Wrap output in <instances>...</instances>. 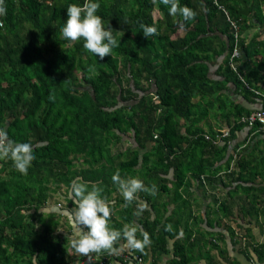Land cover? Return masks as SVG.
<instances>
[{
  "label": "trees",
  "instance_id": "trees-1",
  "mask_svg": "<svg viewBox=\"0 0 264 264\" xmlns=\"http://www.w3.org/2000/svg\"><path fill=\"white\" fill-rule=\"evenodd\" d=\"M245 1L251 9L248 16L240 13L239 0H179L180 6L198 13L194 20L184 21L180 15H171L160 0H96L101 5L97 14L119 41L112 55L101 60L83 48V39L68 41L60 32L68 18L67 7L82 6L84 0H4L0 128L17 143H32L35 159L27 175L10 160H0V264H34V257L35 264H70V234L60 229L62 214L50 211L48 205L56 195L68 207L73 205L68 193L76 177L89 187L103 188L102 195L113 205L110 227L122 230L125 224H135L150 234L151 245L143 252L130 249L131 255L145 257L151 250L160 256L168 252V240L176 238L179 259H174L175 264L191 261V252L212 235L198 226V220L190 223V201L182 194V188L191 183L186 179L189 172L200 186L216 189L228 183L234 186L228 196L244 193L240 218L264 212V186H256V175H263L260 166L253 167L243 154H231L225 165H215L232 140L234 125L246 124H234V117L225 115L231 133L223 137L221 150L217 142L206 138L216 133L206 134L200 125L215 106L225 112L232 102L219 93L220 83L233 81L248 92L246 83L254 89L262 87L264 0ZM229 17L239 33L240 55L232 61L237 29ZM142 24L155 25L158 35L144 37ZM253 29L257 32L249 37L247 32ZM219 54H225L219 67L224 83L209 75L212 59ZM126 142L131 145L123 148ZM222 167H226L224 177L218 175ZM117 169L122 178L139 177L145 186H156V195L142 198L151 210H145L140 219L135 214L140 197L130 205L123 199L125 208L118 209L122 201L114 197L119 188L112 181ZM169 170L175 175L169 201L177 205L165 215L157 206L171 188L166 178ZM63 185L65 194L60 192ZM215 199L213 206H221L228 218L233 215L228 198ZM166 205L162 203L165 212ZM169 224L171 232L165 231ZM223 224L249 260V253L255 252L264 261V243L252 240L241 224V232L229 222ZM181 230L183 236H179ZM121 241L125 240L121 238L115 247ZM210 242L223 253L218 241ZM222 257L223 263L242 264L236 257Z\"/></svg>",
  "mask_w": 264,
  "mask_h": 264
},
{
  "label": "crops",
  "instance_id": "crops-1",
  "mask_svg": "<svg viewBox=\"0 0 264 264\" xmlns=\"http://www.w3.org/2000/svg\"><path fill=\"white\" fill-rule=\"evenodd\" d=\"M256 29L250 30L248 33L249 37H253L256 34ZM214 34H219V37L221 39L225 40V36L221 34L220 32H214ZM239 42V40H238ZM225 58V54H219L214 55V58L212 59L213 63L210 66L209 69V75L214 79V81L222 82L224 77L221 75V72L219 71L220 64H222L223 59ZM216 60V61H215ZM238 74V73H237ZM246 81V79H245ZM224 83V81H223ZM250 85V84H249ZM220 92H223L227 97L230 98V101H232L230 106L228 108H225L226 111L222 112V109L219 110V108L215 106L213 109L209 111V114L204 115V119L201 121L200 125L205 129L207 132L206 134H211L215 132V136H210L209 139L214 140V142H217V145L220 147L217 148L218 150H221L223 148V145L225 144V141L223 138L218 140V136H221V131L224 129H229L231 133V129L228 125L227 118H225L226 114H230V117H234V124L237 122L239 123V118L248 112H251L256 109H264V81L262 82V87L255 89L257 92H255L252 89H249L251 92L246 91L243 87L240 88L235 82L233 81H227L224 86L219 85ZM217 93V92H216ZM217 95V94H216ZM230 110V111H229ZM234 110V111H233ZM233 111V112H232ZM232 112V113H230ZM237 119V120H236ZM184 123V121H182ZM183 131L186 132V124H183ZM218 132V133H217ZM232 140L227 145L226 150L224 153H222L223 157L222 159L216 160V166L225 165L228 157L232 154V157L242 156L245 161H252L254 164L253 167L260 166V171H262V174L256 175V186L261 185L264 186V128L261 126H243V125H234V135L231 137ZM123 148H127L131 145V143H124L121 144ZM134 145V144H133ZM226 167H222V170L219 172V176L224 177L226 174ZM252 176H255L253 173H251ZM194 174L192 172H189L187 174L186 179L191 181L188 187L182 188V194L183 197L186 199H189L190 201V211L193 215V218L191 219L190 223L194 220H198V226H201V228L209 231L212 233L211 236L207 235L204 239L203 243L205 242L206 245L203 243L200 245V247H196L192 254V260L185 263V264H228L227 262L223 263L224 258L222 256L229 257H236L238 260L241 261L242 264H264V261H259V258L256 254H253L255 252H250L249 256L250 259L244 255V253L241 250V244L239 242L234 243V237H232L229 233V231L225 228L223 222L229 224H232L235 229L239 230V224H241L244 228L247 229V232L249 233L252 240L264 243V212L261 213L258 216H250L245 215L240 218L241 213V204L240 201L243 197H245V194L242 192L234 193L233 196H228V191L234 190V186H230L227 183L226 187L220 186L219 188L213 189L208 184L205 185V187L200 186L197 180H194L193 176ZM166 178L168 181H170L169 186L171 187L169 189V192L163 193L162 197L159 198V203L157 207L160 208V210L163 212L162 214L168 215L173 211V209L176 207V203L172 200L169 201L170 196L173 195V186L171 182H174L175 175L173 170H169V173L166 175ZM187 189L188 191H186ZM148 193L141 192L140 194H137L138 197H140L141 201H145V198L147 197ZM221 198V200L226 201L228 198L229 202V208L232 211L233 215H230L228 218L225 212L222 210L223 208L221 206H213L214 202L216 201L215 197ZM58 196H55L53 200L50 201V205H48V209L50 211L60 212L64 209H72V205L69 207L66 206L67 202H65V206L62 204L61 201H57ZM60 197V196H59ZM114 197H119L120 201H122L124 198L120 191L116 192L114 194ZM63 199V198H62ZM64 200V199H63ZM140 201V202H141ZM220 201V199H219ZM162 203L167 204L166 207L168 209L167 212L163 211ZM61 204V206H59ZM147 209L151 210V206L147 204ZM210 205L213 207V210L210 209ZM62 208V211L59 208ZM125 208V202L122 201L118 205V209L122 210ZM146 209V210H147ZM138 210V205L136 207V211ZM159 210V209H158ZM210 211V220L212 222L211 226H208L207 224V213ZM215 211L218 212L219 215H215ZM144 212V211H143ZM142 212V213H143ZM152 217L155 216L154 210L151 211ZM194 215L196 217H194ZM143 215H139L136 218L140 219ZM165 217V216H164ZM220 220V223H219ZM142 229V228H140ZM86 230V229H85ZM240 231V230H239ZM65 232L69 233L71 232V226L68 223V228L65 230ZM241 232V231H240ZM71 235V234H70ZM139 235V233H137ZM180 236V235H179ZM239 237V233L236 234V240ZM217 242L220 245V247L223 249V253L219 252V250L212 246L211 242ZM178 242H176V238L169 239L168 240V252L159 255H153V253L149 252V255L143 257V261L139 262L135 255H131L132 257L130 259H126L124 256L119 257L115 259L116 255H109L105 254V252L96 254L99 258L97 261H89L87 257L81 256L80 254L76 253L72 248L70 250V257L69 261L70 264H107V262H111L110 264H175L174 259H179V256H176V247L175 245ZM121 251L120 253L123 254H130L131 251L126 247V241H121L119 245ZM150 249V248H149ZM159 256V257H158ZM111 259V260H109ZM103 260L104 262H101Z\"/></svg>",
  "mask_w": 264,
  "mask_h": 264
},
{
  "label": "clouds",
  "instance_id": "clouds-1",
  "mask_svg": "<svg viewBox=\"0 0 264 264\" xmlns=\"http://www.w3.org/2000/svg\"><path fill=\"white\" fill-rule=\"evenodd\" d=\"M160 2L169 6L171 15H180L184 21L194 20L198 14L192 8L180 6L179 0H160ZM3 4L4 0H0V15L6 14ZM100 7V3L96 0H84L82 6L70 4L66 10L68 18L60 32L68 41L76 42L83 39V48L102 60L112 55L113 50L119 46V41L113 35L114 30L109 25L106 27L102 17L97 14ZM141 28L146 38L158 35L155 25L142 24ZM119 34L121 37L124 35L123 32ZM91 70H94V66ZM34 159L32 143H17L9 138L4 128H0V160H10L17 171L27 175ZM112 181L118 185L126 204L129 205L138 199L137 194L141 191L151 195L157 193L155 185L145 186L139 177L122 178L119 169L113 174ZM103 191L98 184H91L89 187V183L80 177L70 182L68 197L72 200L74 208L64 209L61 213L71 226V235L67 237L70 247L84 257L102 252L119 255L121 249L115 245L123 238L128 249L143 252L152 243L150 234L135 224H125L122 230L110 227L113 205L106 196L102 195ZM147 207V202L141 201L135 214L141 215ZM172 230V225L165 226V231ZM179 235L183 236L182 230ZM33 260L35 264V257Z\"/></svg>",
  "mask_w": 264,
  "mask_h": 264
},
{
  "label": "built area",
  "instance_id": "built-area-1",
  "mask_svg": "<svg viewBox=\"0 0 264 264\" xmlns=\"http://www.w3.org/2000/svg\"><path fill=\"white\" fill-rule=\"evenodd\" d=\"M221 8H223L225 11L226 9L223 7V6H220ZM226 13H228L226 11ZM1 16V15H0ZM229 21L231 22V24L233 25V27H235L237 30L236 34H235V46H234V50L231 54V61L235 58H237L239 55H240V52H239V49H238V40H239V33H238V26H237V23L235 21H233V19H231L230 17L228 18ZM0 24H2V19L0 18ZM235 62H232L231 65L232 67L234 68L235 72L238 73V75L241 74V72H239L236 68V66L234 65ZM241 77V80L246 82L245 79L240 75ZM246 86L249 88V89H252L254 90L255 92H257V90H255L254 88H252L249 84L246 83ZM156 98H158L156 96ZM239 122L243 123V124H246V125H249V126H255L256 124L260 125L262 128H264V109H256V110H253L251 112H248V113H245L243 114L240 118H239ZM230 135V130L229 129H223L221 131V136L219 137L218 136V140H220L221 138L223 137H226ZM206 138L209 139L210 136L209 135H206ZM99 256V255H98ZM95 253H92L90 254L87 258L89 261H97L99 260L100 257H98ZM125 257L126 259H130L132 256L131 254H123V253H120L119 255H116L115 257ZM135 257L137 258V260L139 262H142L143 261V258L140 256V255H135ZM101 262H104L103 260H101Z\"/></svg>",
  "mask_w": 264,
  "mask_h": 264
},
{
  "label": "rangeland",
  "instance_id": "rangeland-1",
  "mask_svg": "<svg viewBox=\"0 0 264 264\" xmlns=\"http://www.w3.org/2000/svg\"><path fill=\"white\" fill-rule=\"evenodd\" d=\"M249 6V5H248ZM155 15H156V17H160V13H159V10H156L155 12ZM66 191H67V186H65V185H63L62 186V188H61V193H63V194H65L66 193ZM189 191H190V189H189ZM57 196V195H56ZM55 200H57V201H61L62 202V204L65 206V202L64 201H66V200H63L62 199V197H57V199H55ZM59 206H61V204H59ZM62 207V206H61ZM59 208L61 211H62V208ZM72 208H74V205H72ZM68 228V221H67V218L65 217V216H61V225H60V229L62 230V231H65L66 229Z\"/></svg>",
  "mask_w": 264,
  "mask_h": 264
},
{
  "label": "water",
  "instance_id": "water-1",
  "mask_svg": "<svg viewBox=\"0 0 264 264\" xmlns=\"http://www.w3.org/2000/svg\"><path fill=\"white\" fill-rule=\"evenodd\" d=\"M239 1H240V2L242 3V5H243V8H242V10L240 11V13L243 14V15L248 16V15L250 14V12H251L250 7L248 6V4H247V2H246L245 0H239Z\"/></svg>",
  "mask_w": 264,
  "mask_h": 264
},
{
  "label": "flooded vegetation",
  "instance_id": "flooded-vegetation-1",
  "mask_svg": "<svg viewBox=\"0 0 264 264\" xmlns=\"http://www.w3.org/2000/svg\"><path fill=\"white\" fill-rule=\"evenodd\" d=\"M250 15V14H249ZM67 206V205H66Z\"/></svg>",
  "mask_w": 264,
  "mask_h": 264
}]
</instances>
